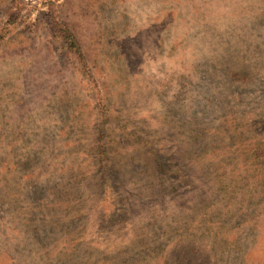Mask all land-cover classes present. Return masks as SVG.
Instances as JSON below:
<instances>
[{"label": "rangeland", "instance_id": "rangeland-1", "mask_svg": "<svg viewBox=\"0 0 264 264\" xmlns=\"http://www.w3.org/2000/svg\"><path fill=\"white\" fill-rule=\"evenodd\" d=\"M0 264H264V0H0Z\"/></svg>", "mask_w": 264, "mask_h": 264}]
</instances>
